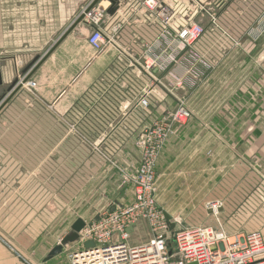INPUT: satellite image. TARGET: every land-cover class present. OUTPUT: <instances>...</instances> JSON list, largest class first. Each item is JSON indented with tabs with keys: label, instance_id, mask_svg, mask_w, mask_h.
<instances>
[{
	"label": "crops",
	"instance_id": "0c3cea01",
	"mask_svg": "<svg viewBox=\"0 0 264 264\" xmlns=\"http://www.w3.org/2000/svg\"><path fill=\"white\" fill-rule=\"evenodd\" d=\"M143 1L114 0L102 26L109 30L119 25L120 30L112 43L96 53L87 43L89 30L83 23L58 43L93 0H0V105L8 97L9 87L16 80L21 83L37 67L0 109V264H70L69 253L80 247L78 243L66 245L60 254L50 253L72 224L77 219L88 223L112 203L123 201L118 174L106 170V160L133 171L140 159L137 142L143 130L154 118L175 111L179 100L186 97L184 89L166 91L174 83V65L163 72L157 65L150 71L145 68L148 54L158 56L162 49L157 48L161 25L143 8ZM222 4L229 19L221 20V25L232 37L252 45L249 30L252 20L264 11V0H222ZM254 44L259 50L263 46L264 53V34ZM235 48L219 34L206 33L197 49L210 69L200 68L204 78L191 93L198 99L210 96L214 104L205 110L212 118L235 114L241 122L210 123L206 143L212 155L203 162L207 167L202 164L191 173L178 170L171 176L199 179L196 200L207 196L215 200L218 160L221 162L216 141L223 138L226 210L233 212L249 194L256 193L251 209L255 207L258 213L256 232L264 240V87L256 95L258 118L252 124L245 118L243 106L248 104L242 102L243 92H239L242 107L237 111L230 107L238 89L231 92L232 84L242 85L252 78L233 81L231 75L224 76V93L216 99L217 76L231 74L228 57ZM260 64L264 68V61ZM221 96L230 105L221 107L222 102L217 101ZM142 99L147 106L140 105ZM192 128L201 131L200 126ZM191 139L184 144L204 147L201 135ZM183 141L178 135L168 140L155 173L158 164L163 169L169 159L179 162L191 152L189 146H182ZM197 157L192 163L201 164ZM250 161H256L259 168L250 171ZM46 190L49 198L41 199ZM166 191L160 189L161 195ZM55 195H62L66 205L55 202L47 208L46 202ZM156 206L167 211L158 196ZM62 211L80 214L72 216L68 229L57 239L52 227L56 221L65 225ZM244 224L236 225L227 235L252 233L242 232L248 226ZM141 228L142 223L136 232L143 234Z\"/></svg>",
	"mask_w": 264,
	"mask_h": 264
},
{
	"label": "built area",
	"instance_id": "2783aa9c",
	"mask_svg": "<svg viewBox=\"0 0 264 264\" xmlns=\"http://www.w3.org/2000/svg\"><path fill=\"white\" fill-rule=\"evenodd\" d=\"M92 3L80 15L89 30L88 45L100 53L108 43H112L120 26H112L109 30L102 26L111 2L100 0L90 7ZM142 5L161 25L157 42V48L162 49L161 54L149 53L145 68L150 71L157 65V69L163 72L174 65L176 71L171 76L174 88H182L188 76L201 77L200 68L210 69L197 49V44L207 32L219 34L233 47L238 48L242 44L221 25V20L229 19V11L223 8L222 0H144ZM206 19L208 23L203 26ZM256 19L255 29L249 30L254 41L264 34V11ZM29 85L34 87L33 83ZM140 105L145 107L147 102L142 99ZM187 118L189 113L178 108L165 120L144 130L138 143L142 149V160L132 177V201L113 205L85 223L76 242L80 247L69 253L70 264H264V240L259 232L227 235L208 226L193 227L179 231L173 249L170 248L167 235L172 224L157 208L154 199L155 166L170 132L166 121L183 125ZM141 223H145L149 239L145 243L131 244V236ZM130 227L132 230L128 232ZM87 242H92L93 247L85 248Z\"/></svg>",
	"mask_w": 264,
	"mask_h": 264
},
{
	"label": "rangeland",
	"instance_id": "374dc122",
	"mask_svg": "<svg viewBox=\"0 0 264 264\" xmlns=\"http://www.w3.org/2000/svg\"><path fill=\"white\" fill-rule=\"evenodd\" d=\"M256 20L257 19L252 20L253 25L250 29H255ZM252 21H250V23ZM202 23H203V26L206 25L208 23L207 19L204 20ZM254 43L255 41L251 45L250 43L242 42V45L240 47L232 49V51L229 52L230 55L228 57V60L230 59L231 74L230 73L225 74L223 72L224 70L222 71L223 73L218 74L217 77H220V80L219 81L217 80L218 81L217 89L215 90L217 92L216 99L220 98L219 96L220 92L224 93V90L226 87V85L223 82L224 76L231 75L233 81H236V80L245 81L247 77L252 78V82L249 81L242 85L232 84L233 87L230 90L231 92L234 93L235 88L236 87L238 88L236 90L237 97L234 94L233 96L234 103L232 104V106H230L234 108V110L236 111L242 107L241 97H240L241 92H243L246 95V96H243L244 101L242 100V102L243 103L247 102L248 104V105H244L243 108L246 109L247 114L245 115L246 117L245 116L244 117L246 118V120H248L249 124H252L253 121L256 118H258L256 113H257V108H258L257 104L259 103V101L257 100L256 95L258 92H261L264 87V84L262 82V77H264V68L260 64V63H263L264 61V53L261 51L263 46H261L259 50L257 44H254ZM203 78H204L203 74H201V77H196L194 75L192 77L188 76L182 85L183 87L179 88V89H184L186 93L188 92L186 94V97L183 100L182 99L179 100V106H178V108H183L189 113V118H187L185 123L183 125H179V124L177 125V124H173L171 122L169 123L166 121V123L170 125V128H169L170 132H169L166 143H168V140H170V138L173 139L176 135H178L179 139L184 140L182 143V146H189V150L191 149V152L186 154V156L183 159H181L182 161H179V162H173L174 159H169L168 161L169 163H166L168 167L165 166L163 169H161V167H159V164H158L159 172L155 173V175L156 174L157 175H156V190L154 194V199L156 203V199L158 196V198L165 205L164 207L167 209L166 212L161 210L162 208L160 210L166 213L170 217L169 222L172 224V227L170 228V231L167 237H168V241H169L171 249H173V243H174L176 234L179 231L193 228L194 226L195 227H199V226L207 227L208 226L214 229L222 230L226 234H229L230 232L235 231L236 225L242 222L244 223L245 221L244 226L246 225L248 226H246L242 232H246V231L256 232V230H258L257 228L258 213L255 211V207L254 209H251L253 207V204H255L254 201L257 199L256 193L249 194L248 200L245 201L243 204L239 205L237 209H235L233 212H228V210H226L228 208L227 207L228 201L226 202V198L228 196L225 195V192H226L228 180L224 176L226 169L224 167L225 164L222 162L223 157L226 154L225 149H224L226 144L223 141L224 140L223 138L218 137L216 141V145H217L216 154H218V157L221 158V162L218 160V173H217V181H216V184H217L216 191L218 195L214 196L215 200L211 201L210 199L212 198L211 197L208 198V196L206 197V199H204V197H201L202 199L201 201H198V199L196 200L197 198L196 196L198 193V186L201 183L199 179L188 176L187 179L182 180V179L174 178L171 176L172 173H175L178 170H185L191 173L195 171L196 168L201 167L202 164H204L203 166L205 168L207 167L208 163H203V162H207L205 159H207L210 154L212 155V153L208 152V143H206L209 139L207 130L209 129L210 123L223 124V123L232 122L233 124H237V123L240 124L241 122L240 115L235 116V114H233V116H218V117L212 118L208 114V110H205V109L211 107L214 104V102H211V99H209L210 96L209 97L206 96L208 98L198 99L196 95H193L191 93L192 92L191 90L195 87H198L197 86L198 83H200V81ZM195 79H199V80L197 81ZM229 85L230 84H228L227 86ZM174 87L175 85H169V87L167 86L166 89L168 90L166 91L168 93H172ZM217 101L218 103L222 102L220 106L223 108H225L226 103L230 105V102L224 103L222 96H221V99ZM173 112L167 113L159 118H154L152 124L149 127L153 126L154 124L159 123L160 121L165 120V117H167V115ZM242 122L244 123V120ZM194 126H200L201 131L200 132L194 131V128H192ZM144 130L141 133L138 139V142H137V147L140 152V159L138 161L137 167L133 171H125L126 169L124 167L117 165L113 161L110 162L109 160H106L107 162L105 165L106 170L108 171L115 170L116 173L118 174L119 180H118L117 186L120 188L119 198L121 201L126 200L127 202L130 199L129 201L130 203L134 196V187L132 183V177L135 175L141 163V160H142V149L138 143L144 134ZM192 135H197V136L201 135L202 139H204V142L201 141V145H204V147L199 148L198 147L199 145L194 144V143L184 144L185 141L192 140L191 139ZM196 141H199V140H196ZM166 143L163 146L162 151L165 148ZM162 151L160 152L157 160L159 159ZM194 151H195V155L193 154ZM199 152H201V155L197 157L196 155H199ZM239 153L240 152H237L236 155L239 156ZM194 157L201 158L202 163L201 164L192 163L194 161ZM258 168L259 167L256 161L254 163L253 161H250V164H249L250 171L253 169L257 170ZM42 187H45L46 189L48 188L47 185L46 186L44 185ZM20 188H21V185H20ZM160 189L163 190V193H164V190H167L166 191L167 194L161 195L162 192H160ZM157 192H158V195H156ZM49 196L50 195L48 191L46 190L45 192H43L41 199H47L49 198ZM123 201H122L123 204L122 203H118V204L120 205L128 204L125 201L124 202ZM55 202L61 203L60 206H63V204L66 205V203L64 202V197L62 195H59V196L55 195L46 202V204H48L47 208L49 207L50 204H53ZM116 204L112 203L110 206L105 208L102 212L106 211L107 209H109L110 207ZM102 212H100L99 214H101ZM61 213H62V216L65 218V225L62 226V222L56 221V222H53V227H52L55 230L54 232H56L55 237L57 239L59 238L58 234L68 229V227L66 228V224H69L71 222L72 216L75 217L77 214H80L77 212L70 214L69 212H65V211H62ZM141 229H142L143 234H139L137 232L133 234L130 239L131 244L145 243L148 241L149 235H148V230H147L145 223H142ZM68 230L70 232V229Z\"/></svg>",
	"mask_w": 264,
	"mask_h": 264
},
{
	"label": "water",
	"instance_id": "95a60500",
	"mask_svg": "<svg viewBox=\"0 0 264 264\" xmlns=\"http://www.w3.org/2000/svg\"><path fill=\"white\" fill-rule=\"evenodd\" d=\"M100 0H94L93 1V3L91 4V6L90 7H92V6H94V5H96L98 2H99ZM109 2H111V4L113 5V3H114V0H108ZM82 20H83V16L82 15H80L78 18H77V20L73 23V25L68 29V31L63 35V37L58 41V43H60V41L61 40H63L67 35H69L80 23H82ZM57 43V44H58ZM37 68V67H36ZM36 68L35 69H33L32 71H31V73L28 75V76H26L22 81H21V83L18 81V80H16L10 87H9V89H8V97L7 98H5L4 100H3V102H2V104L0 105V109L2 108V107H4L9 101H10V99L20 90V87L22 86V85H24L25 83H27L28 82V80H29V78H30V76L34 73V70H36ZM2 83H1V79H0V85H1ZM166 217V219L167 220H170V218L166 215L165 216ZM84 226H85V223H84V221H82L81 219H77L73 224H72V226L70 227V232L67 234V235H65L64 237H63V239L60 241V243L51 251V253H50V255L51 256H54V255H56V254H60L61 252H62V250H63V248L66 246V245H70V244H74V243H76L77 242V240H78V234H79V232L84 228ZM171 227H172V225H171ZM132 230V227H130L129 229H128V232H130ZM93 243L92 242H87V243H85L84 244V247L85 248H91V247H93Z\"/></svg>",
	"mask_w": 264,
	"mask_h": 264
}]
</instances>
